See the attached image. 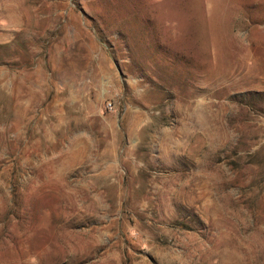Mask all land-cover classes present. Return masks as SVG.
Segmentation results:
<instances>
[{"label": "rangeland", "instance_id": "obj_1", "mask_svg": "<svg viewBox=\"0 0 264 264\" xmlns=\"http://www.w3.org/2000/svg\"><path fill=\"white\" fill-rule=\"evenodd\" d=\"M0 264H264V0H0Z\"/></svg>", "mask_w": 264, "mask_h": 264}]
</instances>
